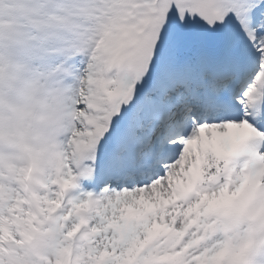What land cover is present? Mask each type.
Instances as JSON below:
<instances>
[{"label":"snow or ice","instance_id":"1","mask_svg":"<svg viewBox=\"0 0 264 264\" xmlns=\"http://www.w3.org/2000/svg\"><path fill=\"white\" fill-rule=\"evenodd\" d=\"M0 264H264V0H0Z\"/></svg>","mask_w":264,"mask_h":264}]
</instances>
